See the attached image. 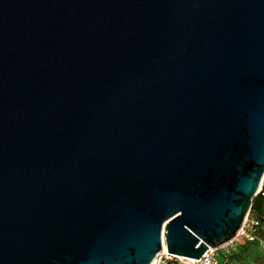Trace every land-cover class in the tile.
<instances>
[{
  "label": "water",
  "instance_id": "95a60500",
  "mask_svg": "<svg viewBox=\"0 0 264 264\" xmlns=\"http://www.w3.org/2000/svg\"><path fill=\"white\" fill-rule=\"evenodd\" d=\"M263 179L264 0H0V264L199 260Z\"/></svg>",
  "mask_w": 264,
  "mask_h": 264
},
{
  "label": "built area",
  "instance_id": "2783aa9c",
  "mask_svg": "<svg viewBox=\"0 0 264 264\" xmlns=\"http://www.w3.org/2000/svg\"><path fill=\"white\" fill-rule=\"evenodd\" d=\"M259 195L264 198V179L259 189ZM263 231L264 216L256 218L250 212L242 228L232 241L219 249L209 248L199 260L175 256L163 249L153 264H238L235 260L240 253L239 249L244 248L246 244L260 242L259 234Z\"/></svg>",
  "mask_w": 264,
  "mask_h": 264
},
{
  "label": "rangeland",
  "instance_id": "374dc122",
  "mask_svg": "<svg viewBox=\"0 0 264 264\" xmlns=\"http://www.w3.org/2000/svg\"><path fill=\"white\" fill-rule=\"evenodd\" d=\"M243 249V248H242ZM239 249L236 256L238 264H264V243L246 244L245 250Z\"/></svg>",
  "mask_w": 264,
  "mask_h": 264
},
{
  "label": "trees",
  "instance_id": "16d2710c",
  "mask_svg": "<svg viewBox=\"0 0 264 264\" xmlns=\"http://www.w3.org/2000/svg\"><path fill=\"white\" fill-rule=\"evenodd\" d=\"M251 214L256 218H262L264 216V198L262 196L259 195L254 199ZM259 239L260 242L264 243V231L259 234ZM242 250H245V247Z\"/></svg>",
  "mask_w": 264,
  "mask_h": 264
},
{
  "label": "bare ground",
  "instance_id": "6f19581e",
  "mask_svg": "<svg viewBox=\"0 0 264 264\" xmlns=\"http://www.w3.org/2000/svg\"><path fill=\"white\" fill-rule=\"evenodd\" d=\"M164 250L167 251L166 245L164 244Z\"/></svg>",
  "mask_w": 264,
  "mask_h": 264
}]
</instances>
